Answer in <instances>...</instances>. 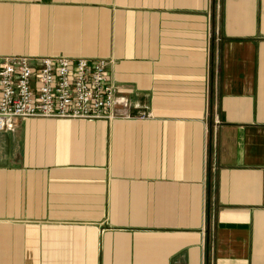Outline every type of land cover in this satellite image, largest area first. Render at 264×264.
Wrapping results in <instances>:
<instances>
[{
  "label": "crops",
  "instance_id": "0c3cea01",
  "mask_svg": "<svg viewBox=\"0 0 264 264\" xmlns=\"http://www.w3.org/2000/svg\"><path fill=\"white\" fill-rule=\"evenodd\" d=\"M0 55L113 60L133 115L0 132V264H264V0H0Z\"/></svg>",
  "mask_w": 264,
  "mask_h": 264
},
{
  "label": "built area",
  "instance_id": "2783aa9c",
  "mask_svg": "<svg viewBox=\"0 0 264 264\" xmlns=\"http://www.w3.org/2000/svg\"><path fill=\"white\" fill-rule=\"evenodd\" d=\"M113 60L0 55V132L28 118L131 119L132 103L109 81Z\"/></svg>",
  "mask_w": 264,
  "mask_h": 264
}]
</instances>
